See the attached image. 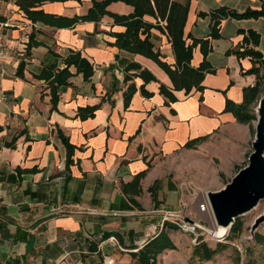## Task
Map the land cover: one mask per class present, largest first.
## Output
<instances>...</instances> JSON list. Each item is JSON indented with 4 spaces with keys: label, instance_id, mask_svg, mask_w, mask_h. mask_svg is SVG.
I'll return each instance as SVG.
<instances>
[{
    "label": "crops",
    "instance_id": "1",
    "mask_svg": "<svg viewBox=\"0 0 264 264\" xmlns=\"http://www.w3.org/2000/svg\"><path fill=\"white\" fill-rule=\"evenodd\" d=\"M170 1L188 3L182 32L183 37L195 38L205 37L209 24L197 13L218 7L241 12L258 9L264 2ZM89 6L88 1H67L41 8L69 18L83 15ZM106 9L119 15L131 12L120 2ZM0 22L9 25L0 29L5 40L0 57V264H91L99 259L102 264H134L129 252L161 229L163 216L185 213L193 220L199 218L200 202L183 192V175L194 169L190 159L198 163L204 152V157L230 165L249 154L251 126L237 123L223 112V104L225 99L241 103L242 89L254 82L253 75L244 73L251 62L225 52L239 44L237 30H250L258 35L255 49L264 57V19L221 20L219 37L210 39L205 57L214 73L203 77L201 92L173 91L176 101L166 105L158 85L170 89L168 78L150 60L111 45L108 33L122 28L111 26L109 18L56 29L31 24L13 3L0 1ZM31 33L41 45L31 48L25 58L21 53ZM150 41L162 60L172 65L165 36L151 30ZM67 48L78 50L92 64L93 73L86 82L73 74L51 111L49 95L40 93L43 82L33 76L54 62L49 49L61 55ZM201 59L194 47L190 66L196 67ZM21 60L26 62L24 79L15 75ZM130 62L150 72L156 82L143 85L151 97L143 98L136 91L124 108L121 69ZM131 82L136 89L141 85L138 78ZM94 105L98 109L93 117L82 121L74 117L76 108ZM57 131L74 147L67 168ZM203 136L206 139L194 149L183 148L185 142ZM144 170L137 194L121 190ZM180 203L187 209L179 211ZM164 231L175 249L159 254L157 264H186L183 251L190 248L193 237L186 233L176 238ZM105 233H116L119 240L103 238Z\"/></svg>",
    "mask_w": 264,
    "mask_h": 264
},
{
    "label": "trees",
    "instance_id": "2",
    "mask_svg": "<svg viewBox=\"0 0 264 264\" xmlns=\"http://www.w3.org/2000/svg\"><path fill=\"white\" fill-rule=\"evenodd\" d=\"M6 3H13L17 10L22 13L23 17L31 24H41L56 29L72 28L79 23L97 24L102 17L111 20V26L122 28L120 32H109L108 35L113 38L112 46L120 51L132 55H139L153 62L168 78L171 88L162 84L158 85V94L163 97L164 104L176 101L173 91H183L184 94L190 90L196 92L202 91L201 82L206 74H213L214 69L206 62L205 57L210 51V39L219 37V23L223 19L244 20V19H264V2L258 9L246 8L241 12L218 7L207 13H197L198 17H207L209 20L208 33L205 37L195 38L192 36L183 37V25L186 18L188 3L170 1V0H0ZM73 1L80 3L88 1L89 8L83 15H73L72 17H63L44 11L41 7L48 3H63ZM120 2L131 8V12L126 15H119L109 12L106 8L110 3ZM148 17L151 21H146ZM155 30L165 36L169 44L173 57V64L169 65L162 60L161 55L153 48L150 41V31ZM236 33L241 35L238 45L228 49L225 55H232L237 60L247 58L251 62V67L244 73L254 76L252 86L242 89V100L240 104H234L229 100L224 101L223 112L230 113L234 120L239 124H248L255 121L253 108L260 95L264 91V57L255 49L258 45L259 37L253 31L237 30ZM186 39L190 43L186 44ZM41 45L35 40L33 33L29 34L28 41L23 51V57L28 58L30 50L33 47ZM198 47L201 54V61L196 67L190 66L191 50ZM54 62L41 68L33 78L42 81L44 86L40 93L43 96L45 92L50 97V110H55L58 96L62 88L69 86V79L73 74H79L83 81H88L93 73L92 64L81 55L78 50L67 48L63 54L59 55L49 49ZM25 60H21L17 66L15 75L24 79ZM73 69V73L70 72ZM122 84L125 85L121 93L123 107L126 108L132 95L138 91L143 98L151 97V93L144 90L143 85L149 82H156L154 76L138 64L130 62L122 69ZM138 78L141 85L136 89L131 82L132 79ZM113 80V84H115ZM113 90V89H112ZM200 100V98H199ZM98 105L78 107L75 110L74 117L79 120H85L93 117ZM250 127V132H251ZM62 145L65 149V168L71 164V156L74 147L67 142V139L57 131ZM206 139V136L195 138L184 143L183 148L194 149L196 145ZM7 147H12V143H6ZM148 167V166H147ZM241 168V167H240ZM239 168H237L238 170ZM145 170L137 173L131 181L123 186L121 190L132 189L134 194L139 192V180L143 177ZM132 203L134 201L131 200ZM167 230H179L176 224L164 220L161 229L151 238H149L141 248L129 252V257L134 264H157L156 257L165 250H174L175 247L169 237ZM241 224L235 219L227 231L224 240H232L240 233ZM191 234V233H190ZM109 236L119 240L116 233H105L103 238ZM257 237V236H256ZM195 243L191 247L189 264L193 260L197 262L210 260L224 246L216 244L213 249L209 248L206 243L194 238ZM94 248V247H92ZM92 251V250H91ZM94 251V250H93ZM91 264H102L101 259Z\"/></svg>",
    "mask_w": 264,
    "mask_h": 264
},
{
    "label": "rangeland",
    "instance_id": "3",
    "mask_svg": "<svg viewBox=\"0 0 264 264\" xmlns=\"http://www.w3.org/2000/svg\"><path fill=\"white\" fill-rule=\"evenodd\" d=\"M261 96L262 94L260 97ZM256 105L257 102L255 103V107ZM255 107L253 108V111ZM250 126L252 130L250 132L249 140L251 141L253 139L255 121H252ZM247 152L250 153V149H248ZM199 157L200 160L198 163H196L195 159H190L193 161L194 169L191 173H187L185 171L183 175V181L185 183L183 186V192L186 196L194 198V201L197 203H205L204 195L207 192H215L221 189L236 173L237 168L246 164V157L238 163L231 162L230 165H228L227 162L225 163L217 161L213 158H206L204 157V152H200ZM263 210L264 199L259 200L251 210L237 217L236 219H238V222L241 224V230L237 237L232 240H224L228 230L225 231L221 238H216L212 235V231H214L215 227L207 207L206 212L197 211L199 218L194 217V220L196 222L198 221L201 229H197L193 235L190 233L187 234H189L190 237L199 238L200 241L206 243V245L211 249H213L218 243L224 247L220 249L210 260L202 262L193 260L191 264H264V221L259 223L253 231L250 229L253 220ZM181 217H187V219L190 218L188 215H185V213L180 216L178 220L181 221ZM169 231L176 238H184L182 234H186V232H182L177 229ZM191 243L190 248H186V250L183 251L188 257L186 264H189L191 247L195 241L192 240ZM184 259L186 260V258Z\"/></svg>",
    "mask_w": 264,
    "mask_h": 264
},
{
    "label": "water",
    "instance_id": "4",
    "mask_svg": "<svg viewBox=\"0 0 264 264\" xmlns=\"http://www.w3.org/2000/svg\"><path fill=\"white\" fill-rule=\"evenodd\" d=\"M254 113L256 124L250 142V153L246 156V164L239 168L221 189L204 195L205 205L214 226L226 230L237 217L251 210L259 200L264 199V91L257 101ZM263 221L264 210L253 220L251 231ZM183 222L191 221L183 218Z\"/></svg>",
    "mask_w": 264,
    "mask_h": 264
},
{
    "label": "built area",
    "instance_id": "5",
    "mask_svg": "<svg viewBox=\"0 0 264 264\" xmlns=\"http://www.w3.org/2000/svg\"><path fill=\"white\" fill-rule=\"evenodd\" d=\"M8 26L9 25L7 23L0 22V29L8 27ZM4 48H5V40L0 35V57L2 56V54L4 52ZM21 56H23V52L21 53ZM185 209H186V204L185 203H180L179 204V211H184ZM197 211L198 212H206L205 203L200 202L197 205ZM180 216H182V215H180ZM180 216L174 217V216H170V215H165V216H163V221L167 220V221H170L173 224H176L178 229H179V231L186 232V233L194 234V232L197 229H201V226L198 224V221L196 222L195 220H193L191 218H188V220H190L191 222H183L182 221V219H183L182 217H181V221L178 220V218H180Z\"/></svg>",
    "mask_w": 264,
    "mask_h": 264
},
{
    "label": "bare ground",
    "instance_id": "6",
    "mask_svg": "<svg viewBox=\"0 0 264 264\" xmlns=\"http://www.w3.org/2000/svg\"><path fill=\"white\" fill-rule=\"evenodd\" d=\"M255 124H256V123H255ZM214 227H215V228H214V231H212V235H213L214 237H219V236L224 235L226 229H224V228H222V227H216V226H214Z\"/></svg>",
    "mask_w": 264,
    "mask_h": 264
}]
</instances>
